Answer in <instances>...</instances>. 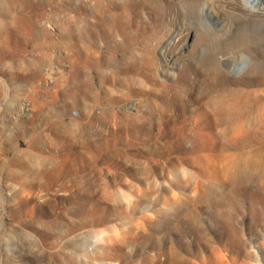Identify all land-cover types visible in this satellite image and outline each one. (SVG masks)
Masks as SVG:
<instances>
[{
	"label": "rangeland",
	"instance_id": "rangeland-1",
	"mask_svg": "<svg viewBox=\"0 0 264 264\" xmlns=\"http://www.w3.org/2000/svg\"><path fill=\"white\" fill-rule=\"evenodd\" d=\"M0 264H264V0H0Z\"/></svg>",
	"mask_w": 264,
	"mask_h": 264
}]
</instances>
